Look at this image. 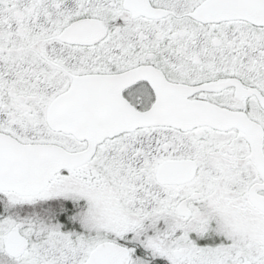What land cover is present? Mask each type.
Returning <instances> with one entry per match:
<instances>
[{
  "label": "snow or ice",
  "instance_id": "obj_1",
  "mask_svg": "<svg viewBox=\"0 0 264 264\" xmlns=\"http://www.w3.org/2000/svg\"><path fill=\"white\" fill-rule=\"evenodd\" d=\"M0 264H264V0H0Z\"/></svg>",
  "mask_w": 264,
  "mask_h": 264
}]
</instances>
